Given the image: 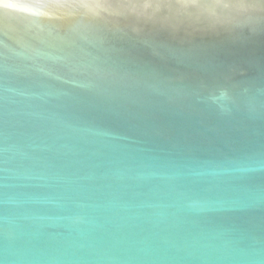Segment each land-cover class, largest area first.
Here are the masks:
<instances>
[{
	"label": "water",
	"instance_id": "obj_1",
	"mask_svg": "<svg viewBox=\"0 0 264 264\" xmlns=\"http://www.w3.org/2000/svg\"><path fill=\"white\" fill-rule=\"evenodd\" d=\"M0 264H264V0H0Z\"/></svg>",
	"mask_w": 264,
	"mask_h": 264
}]
</instances>
